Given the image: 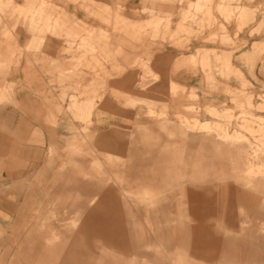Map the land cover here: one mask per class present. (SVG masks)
Returning <instances> with one entry per match:
<instances>
[{
  "label": "rangeland",
  "instance_id": "rangeland-1",
  "mask_svg": "<svg viewBox=\"0 0 264 264\" xmlns=\"http://www.w3.org/2000/svg\"><path fill=\"white\" fill-rule=\"evenodd\" d=\"M2 12L0 105L16 107L36 71L58 132L8 134L33 157L9 166L31 179L14 181L0 264H57L36 243L60 249L69 230H89L77 191L62 188L77 171L106 178L117 210L113 236L81 246L83 264H264V0H0ZM29 27L61 30L28 47ZM17 67L18 85L5 74ZM97 128L109 133L98 142Z\"/></svg>",
  "mask_w": 264,
  "mask_h": 264
},
{
  "label": "crops",
  "instance_id": "crops-1",
  "mask_svg": "<svg viewBox=\"0 0 264 264\" xmlns=\"http://www.w3.org/2000/svg\"><path fill=\"white\" fill-rule=\"evenodd\" d=\"M63 8L67 11H72L77 17L80 16L79 8L70 7L68 3H63ZM86 16H91L92 9L87 8ZM4 13H0V19ZM18 24L11 28L18 35H25L26 33L22 29L25 25L21 23L19 19L16 21ZM20 30V31H19ZM61 30L60 28L53 29H36L30 28L32 35L30 42L26 44L28 47L33 46H48L52 38L56 37ZM23 31V32H22ZM45 38L44 41H37L35 38ZM194 56L187 58L183 57L178 60L177 65L187 64L189 61L194 60ZM18 67L11 72H6L7 76H12L11 81H15V84L21 83L23 77L17 76ZM26 80V88H19L15 92L16 107L10 105H0V164L5 165V168L0 170V228L8 229L11 223L16 219L17 212L19 211V199H20V184L14 183V181H28L31 179V174L13 172V168L10 171L9 166L15 164H21L23 158L30 159L33 157V150L24 151L27 146L19 145L18 141H26L29 138V134L33 132L37 127L41 132L46 133L48 136L53 137L58 130H52L49 128L48 122L43 118L44 114L40 112L42 105L39 100H43L48 91V78L39 76L38 72L32 71ZM129 72L125 71V75L119 83L128 86L130 84ZM169 86L175 91L176 83L171 82ZM171 90V89H170ZM73 105L75 102L73 101ZM97 131V142L99 139L104 138L107 132H101L100 128ZM15 133L18 141L15 143L8 135ZM55 136V135H54ZM49 138V137H48ZM96 142V143H97ZM21 146V147H20ZM9 168V171H8ZM79 171L71 172L67 176V181L72 184L63 183V190H76L77 198L74 201V206L77 207L78 214H86L84 219L88 222L89 230L77 229L69 230L67 234L63 236V242L60 249L58 247H52V243L44 245L41 241L36 243L37 250L45 249L55 252L57 264H83L86 260V250L82 249V245L91 238L99 237V234H105V238L100 235L99 238L105 240L110 239L113 235L109 226L112 225L113 215L116 210V206L112 203L115 195V188L109 183L106 178H101L99 182H94L92 178L82 179L78 176ZM88 174V173H86ZM66 177V176H65ZM20 189V190H19ZM82 218L80 215L77 219ZM75 224V223H74ZM84 230V231H83ZM206 236V235H205ZM57 234L53 233L52 239L56 238ZM207 237V236H206ZM203 237L202 246L210 241L208 237ZM70 240V243H68ZM110 244L111 241L109 240ZM69 244V246H67ZM90 254V253H89Z\"/></svg>",
  "mask_w": 264,
  "mask_h": 264
},
{
  "label": "bare ground",
  "instance_id": "bare-ground-1",
  "mask_svg": "<svg viewBox=\"0 0 264 264\" xmlns=\"http://www.w3.org/2000/svg\"><path fill=\"white\" fill-rule=\"evenodd\" d=\"M20 31V30H19ZM23 32V31H22ZM18 35V34H17Z\"/></svg>",
  "mask_w": 264,
  "mask_h": 264
}]
</instances>
